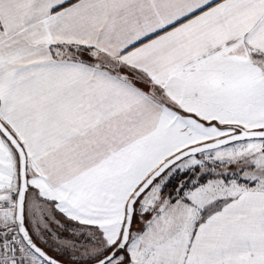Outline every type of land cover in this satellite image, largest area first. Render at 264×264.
Returning <instances> with one entry per match:
<instances>
[{
  "label": "snow or ice",
  "instance_id": "6c2138e0",
  "mask_svg": "<svg viewBox=\"0 0 264 264\" xmlns=\"http://www.w3.org/2000/svg\"><path fill=\"white\" fill-rule=\"evenodd\" d=\"M0 264H264V0H0Z\"/></svg>",
  "mask_w": 264,
  "mask_h": 264
}]
</instances>
